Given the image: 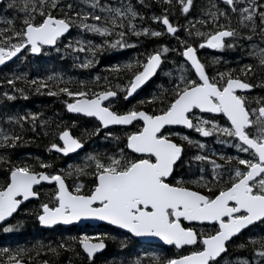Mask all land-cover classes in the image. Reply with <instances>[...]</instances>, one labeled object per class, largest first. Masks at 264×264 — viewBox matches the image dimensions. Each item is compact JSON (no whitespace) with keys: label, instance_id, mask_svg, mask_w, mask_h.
<instances>
[{"label":"snow or ice","instance_id":"obj_1","mask_svg":"<svg viewBox=\"0 0 264 264\" xmlns=\"http://www.w3.org/2000/svg\"><path fill=\"white\" fill-rule=\"evenodd\" d=\"M153 7L159 14H148ZM195 7V0H6L4 8L12 15L0 16V65L40 54L45 46L72 55L73 66L81 69L93 67L108 50L138 47L141 37H170L175 46L157 42L106 65L115 83L107 75L75 81L55 71L31 79L14 73L3 82L11 89L0 92L7 100L16 94L27 98V85L61 98L66 111L76 114L71 124L61 120L54 127L41 112L4 114L0 228L5 233L16 227L9 218L35 198L34 219L41 226L106 222L126 230L121 250L129 242L140 243L136 238H156L151 245L156 251L104 264H264V95L247 91L264 89V0H208L193 15ZM146 21L159 22L161 30ZM73 28L76 36L59 47ZM204 47L239 49L255 67L248 62L238 71L217 68L209 74L197 55ZM170 52L182 59L169 60ZM165 61L172 67L165 70ZM219 62L212 58L213 65ZM158 74L163 82L145 98L120 105ZM252 76L256 83L250 82ZM86 118L90 126L81 127L79 121ZM173 126L235 152L211 150L204 139L174 132ZM38 127L45 136L51 132L46 151L74 156L77 162L56 169L41 157L34 163L13 159L12 152L31 141L25 139L27 132L36 134ZM41 182H54V187L43 192ZM110 232L79 230L55 245L3 247L0 264H33L41 253L59 257L62 252L70 254L66 264H97Z\"/></svg>","mask_w":264,"mask_h":264},{"label":"trees","instance_id":"obj_2","mask_svg":"<svg viewBox=\"0 0 264 264\" xmlns=\"http://www.w3.org/2000/svg\"><path fill=\"white\" fill-rule=\"evenodd\" d=\"M101 2H104V0H101ZM109 2L113 3V1L111 0H109ZM150 2L154 4L155 0H150ZM195 2H196V7L192 9L193 15L198 14V10L201 7L206 6L208 0H195ZM118 3L119 0L117 4ZM1 4H3V2ZM1 4H0V16L10 17L12 15V10H6V12L3 13L1 9L2 8ZM83 7H87V6H83ZM159 11L160 10L158 7H153L151 9V12H149L148 14L151 15L152 12L159 14ZM170 19H172L173 22L176 21V17L170 16ZM146 22L152 24L151 21H146ZM179 22L181 24L184 23L182 17L179 19ZM16 24L17 26H19V19H17ZM152 26L157 28L158 30H161V25L159 24V22L152 24ZM77 32L78 29L76 28L71 29L68 35L62 39L61 43L58 46L63 48V44L68 41L69 37L76 36ZM180 35L183 36L185 34L181 32ZM85 36L88 39H92L96 42H99V38L93 36L92 34H85ZM135 39H136L135 37H132L130 42L135 41ZM157 42L168 43L169 47L175 46V41L171 40L170 37H160V38H150V39H145L144 37H141L140 44L138 47L135 48L129 47L122 50H108L99 56L98 63H96L93 67L88 69H81L79 67H74L73 66L74 60L72 55L65 56L63 55V53L58 54L55 51V49L52 50L44 49V51L39 57L34 58L29 56V59H27L23 63H18V60H16L13 63L1 68L0 92H3L5 90L8 91L11 90L10 87L3 82L6 81L14 73L15 74L26 73L28 78L31 79L35 76H46L51 72L55 71V72H60L65 76H71L74 78L75 81H79L80 79L89 80L92 76L99 74L101 77L107 75L109 79H112L113 83H115L116 80L113 79V74L106 69V65L126 61L130 57H133L138 51H143L145 48L151 49L157 44ZM216 51L217 50L209 52V51H205L203 48H200L197 51V54L200 60L204 62L201 53L203 54L209 53L212 55H217ZM80 55L81 57H83V53H81ZM167 55L169 60L175 59L177 62H179L182 59V57L178 56L175 53L170 52ZM225 55H227V57L223 59V61H226L228 63L227 68H235L238 71L240 64L248 63L247 60L243 59L244 56H242L241 54L232 53L227 50V54ZM253 66L255 67L254 64ZM169 67H172V65H170L167 61H165V70ZM216 68L220 69L219 67ZM214 69H215L214 67L208 66L209 74H211L214 71ZM257 71L259 72V69ZM261 78H264V76H262ZM249 80L252 83H256L257 77L256 76L249 77ZM161 82H163L161 79V75L158 74L155 80L152 83H149L145 88H143L142 91L132 100L124 101L123 99H121L119 101L120 105L123 107H127L128 105L135 103L139 99L145 98L149 93H151L155 89V85ZM71 86L75 88L78 86V84L74 83ZM24 87H25V92L27 93V98L21 97L19 96V94H16L17 95L16 99L7 100L6 97L0 95V123H3V117L5 113L22 114L26 111L41 112L44 114L45 119L51 117L53 120V127L55 126V123L61 120L66 124H71L72 120L76 119L75 115L68 114V112L66 111L63 105V100L61 98L47 95L46 90H42L41 93H36L34 91V88H30L27 85H24ZM257 91L262 92L264 91V89L257 88V90H254V92ZM79 124L81 127L90 126L87 118L84 120H80ZM78 131L79 129H77V132ZM173 131L184 132L186 134L199 138L198 135L192 131H185L180 128L175 129ZM29 137H32L30 142L16 148L12 152L13 159H28L30 163H34L35 162L33 159L34 157H41L44 160L52 161L56 169L66 167L68 163H73V161L75 160L74 156L62 157L61 155L57 154L54 150L51 152L46 151L47 145L51 140V132H49L48 136H45L38 127L36 134H33L31 131L27 132V134L25 135V139L28 140ZM203 139L206 141V138ZM88 146H89L88 144L85 145L86 150ZM208 146L209 149L211 150L213 149L212 147H210L211 146L210 143H208ZM214 148L216 149L217 146H214ZM217 151H224V150L221 149ZM229 151L230 150H227L225 152L229 153ZM0 177H2V172H0ZM69 183H71V180H69ZM53 187H54L53 185H47V186L43 185L41 186L40 190L43 192H50V190ZM38 203L39 201L36 200V201H31L27 205L23 206L19 210V212L15 215V217H13V219L10 222H8L10 224L16 225L13 231L5 233L3 229L0 228V248L3 247L15 248L17 246L31 247L32 245H38L40 243L47 245L49 244V242H51L52 245H55L59 242V240L62 237H66L71 234H78L79 230H86L89 233L93 231L111 230L110 237L106 240V249L104 253L97 256V264H104V260L112 259L113 257H115L116 259L127 258L129 255L134 257L136 256V254L138 253L142 254L144 251L152 252L157 250L151 245H141L139 243L138 244L135 243L134 241L129 242L128 246L125 249L121 250L120 242L124 240L125 238L124 235H121L120 232L108 226H98L96 228H91L89 226L87 228H85L84 226L83 227L72 226L69 228L54 227L52 229L43 230L39 227L38 221L34 219V213L36 207L38 206ZM24 209H29L32 212V215L26 213ZM17 220L22 221V223L17 224L16 223ZM172 252H175V249H168V253H172ZM229 252L232 253V249H229ZM232 254L245 255L246 253L240 252V253H232ZM69 255L70 254L67 252H62L59 257H56L52 254L41 253L39 256L34 257L33 264H39V261L45 259L49 260L50 264H66Z\"/></svg>","mask_w":264,"mask_h":264},{"label":"water","instance_id":"obj_3","mask_svg":"<svg viewBox=\"0 0 264 264\" xmlns=\"http://www.w3.org/2000/svg\"><path fill=\"white\" fill-rule=\"evenodd\" d=\"M2 2H3V0H0V4H1ZM69 32H70V31H69ZM67 35H68V33L65 34V36H64L63 38H65ZM63 38H62V39H63ZM45 49L52 50V49H54V48H53V47H49V46H45ZM204 49H206L207 51H213V49H208L207 47H204ZM18 55H19V54H18ZM40 55H41V53H40V54H31V53H30V56H31V57H34V58L39 57ZM15 60H17V59H16V58H13L11 61L6 62L4 65H0V69L3 68L4 66L8 65V64L13 63ZM148 84H149V83L146 82V86H147ZM146 86H142V88L139 89V90H137V93H134L133 96L129 97L127 101H130V100H132L134 97H136V96L142 91V89L145 88ZM252 90H253V89H252ZM252 90H247V91L251 92ZM68 114H70V115H75V116H76V114H72V113H68ZM178 128L183 129V130H185V131H191V130H189V129H185V128H183V126H173L172 129H178ZM59 155H61L62 157H65V156H63L62 154H59ZM70 156H71V155H70ZM43 185H46V186H47V185H53V186H54V182H41V186H43ZM31 201H36V199H35V198H30L28 201H25V202L23 203V205L21 206V208H22L23 206L27 205L28 203H30ZM21 208H20V209H21ZM16 214H17V213H16ZM16 214H15V215H16ZM15 215H14V217H15ZM12 219H13V218H9L8 222H10ZM0 223H2V222H0ZM84 223H87L88 226L91 227V228H96V227H98V226H108V227H111V228L115 229V226L107 225L106 222H100V221H88V222H84ZM84 223H77L76 225H58V226H52V227L41 226L39 223H38V224H39V227H40L41 229L46 230V229H52V228H54V227H62V228H69V227H72V226L83 227V226H84ZM115 230L118 231V232H120V233H125V234H126V230H120V229H115ZM136 239L140 241L139 244H141V245H152V244L155 242V240H156V238H143V237H141V238H136ZM105 249H106V248H105ZM105 249L102 251L101 254L104 253ZM101 254H100V255H101ZM98 256H99V255H98Z\"/></svg>","mask_w":264,"mask_h":264},{"label":"rangeland","instance_id":"obj_4","mask_svg":"<svg viewBox=\"0 0 264 264\" xmlns=\"http://www.w3.org/2000/svg\"><path fill=\"white\" fill-rule=\"evenodd\" d=\"M111 1H113V3H116L117 4V2H118V0H111ZM5 2H6V0H3V4H1V9H2V12L4 13V12H6V9L4 8V4H5ZM207 5V4H206ZM45 50H47V49H45ZM199 50V49H198ZM197 50V51H198ZM224 51L225 50H217L216 51V54L217 55H212V54H209V53H206V54H203V53H201V55H202V57H203V61H204V63H206L209 67L210 66H212V67H214L215 69H217L216 67H219L220 69L219 70H223V69H225V68H227L228 67V63H225L226 61H223V59H225L226 57H227V55H225V53H224ZM44 53H46V52H44ZM29 56H30V53H28V54H25L24 56H23V58L22 59H20V60H18V63H23L24 61H26L27 59H29ZM238 56V55H237ZM31 57V56H30ZM214 57H219L220 58V62H219V64L218 65H213L212 63H211V61H212V58H214ZM247 56H244L243 57V59H245V60H247V62H249V60H250V58H248ZM250 62H252L254 65H255V63H254V61H251L250 60ZM214 69V70H215ZM259 88V87H258ZM260 89V88H259ZM198 135V134H197ZM200 138V137H199ZM200 139H203V138H200ZM209 141V142H208ZM206 143L208 144V143H210L211 144V146L210 147H212L213 149L212 150H221V149H223L224 151H227V150H230L229 151V153H234L235 152V149H233V148H231V147H229V146H225V145H220V144H217L213 139H211V138H206ZM214 146H217V148L215 149L214 148ZM81 155H83V153H81ZM75 162H77V160H76V158H75V160L73 161V163H75ZM145 264H147L146 262H145Z\"/></svg>","mask_w":264,"mask_h":264},{"label":"flooded vegetation","instance_id":"obj_5","mask_svg":"<svg viewBox=\"0 0 264 264\" xmlns=\"http://www.w3.org/2000/svg\"><path fill=\"white\" fill-rule=\"evenodd\" d=\"M204 49V48H203ZM205 51H207L206 49H204ZM227 50L229 52H232V53H236V54H241L242 56H246L244 55L243 52H241L239 49H225L224 53L227 54ZM210 52V51H209ZM198 55V54H197ZM9 65V64H8ZM7 66V65H6ZM258 88V87H257ZM257 88H254L252 92H250L251 95H263L264 94V91L260 92V91H257V92H254V90H257ZM259 89V88H258ZM175 130V129H173ZM176 132H179V131H176Z\"/></svg>","mask_w":264,"mask_h":264},{"label":"bare ground","instance_id":"obj_6","mask_svg":"<svg viewBox=\"0 0 264 264\" xmlns=\"http://www.w3.org/2000/svg\"><path fill=\"white\" fill-rule=\"evenodd\" d=\"M252 91H253V90H252ZM252 91H251V92H252Z\"/></svg>","mask_w":264,"mask_h":264}]
</instances>
